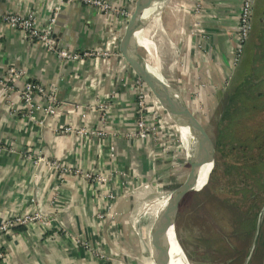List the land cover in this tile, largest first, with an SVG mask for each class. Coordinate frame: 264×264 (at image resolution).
Listing matches in <instances>:
<instances>
[{
    "label": "crops",
    "instance_id": "obj_1",
    "mask_svg": "<svg viewBox=\"0 0 264 264\" xmlns=\"http://www.w3.org/2000/svg\"><path fill=\"white\" fill-rule=\"evenodd\" d=\"M105 1L118 7L125 5V0ZM178 1L171 0L163 11L167 12ZM257 2L254 1V20L264 37V8L258 14ZM193 5L189 11L142 33L141 36L153 32L154 43L151 48L139 47L145 50L147 71L175 97L182 96L187 104L202 99L212 112L227 98L230 89L224 86L233 75L240 0H204L196 17ZM54 6V0H2L0 12L19 15L34 12L38 28L43 29ZM112 24L92 7L65 3L57 16L53 38L60 49L69 53L109 50L112 39L123 27L116 25L112 34ZM249 35L240 64L245 50H249ZM260 44L253 45L254 56L262 54ZM105 63L106 58L92 56L60 62L56 55L28 43L22 33L0 21V78L9 67L26 72L25 77L14 79L8 100L0 90V144L11 148V151L0 150V188L20 190L0 191V224L18 211L2 202L32 205L31 209L40 212L45 220L29 227L17 226L10 234L0 232V264H122L124 260L129 261L134 253L136 232L143 228L154 208V205L147 207L157 198L152 186L163 181L175 183L182 166L189 164L179 153H170V147L163 144L161 137L157 141L126 137L135 128L132 121L135 100L130 96L129 86L115 77L112 83L120 86L124 99L119 103L120 113L118 106H111L108 99L111 85L106 79ZM115 63L128 75L130 83L146 87L133 77L121 54ZM262 70L264 73V67ZM179 72L183 75L182 82L177 81ZM26 81L42 86L47 92L57 89L61 104L55 115L44 118L36 111L29 116L20 95ZM199 85L206 87L201 89ZM34 100L40 101L38 96ZM97 105L106 106L107 113ZM102 117L108 124V135L103 138L60 133L67 126L99 131ZM113 144L115 148L111 152ZM53 161L94 172L107 173L118 168L137 174L152 185L137 193L120 195L114 206L116 219L100 222L96 219L99 201L90 185L70 175L59 182L57 174L47 165ZM178 188L172 189L169 196ZM98 253L110 256L112 262L99 260Z\"/></svg>",
    "mask_w": 264,
    "mask_h": 264
},
{
    "label": "built area",
    "instance_id": "obj_2",
    "mask_svg": "<svg viewBox=\"0 0 264 264\" xmlns=\"http://www.w3.org/2000/svg\"><path fill=\"white\" fill-rule=\"evenodd\" d=\"M2 0H0L1 2ZM55 6L52 15L47 21L46 26L43 29L38 28L35 13L30 12L27 15H19L13 13L3 14L0 12V21L5 26L15 29L22 33L28 43L36 44L41 46L44 50L56 55L60 62L76 61L83 57L92 56L95 58H106L108 50H100V52H89L84 54L69 53L66 50L60 49L58 42L53 38V28L56 24L57 16L60 12L62 5L65 3H79L84 6L92 7L96 9L102 16L110 19L113 22L112 34L115 33L116 25H124L125 22L130 18V15L135 6L136 0H125V5L118 7L105 0H54ZM255 0H240L239 16L237 20V32H236V45L235 54L232 60V65L236 66L240 60L242 54V48L246 40L248 39L251 30V17L254 7ZM204 0H197L193 5V15L196 17L200 14L203 7ZM182 67V64H179ZM26 76V72L23 70H17L14 67H9L6 74L0 78V90L1 95L5 100H8L9 93L13 91L14 79H19ZM182 73L179 72L178 82H182ZM142 86V85H141ZM183 92V91H182ZM181 92V93H182ZM57 89L54 87L48 92L44 88L34 82L26 81L23 89L20 91L21 98L24 105L27 108V113L31 117L34 112L38 111L43 114L44 118L53 116L60 107V102L56 96ZM181 95V94H180ZM38 96L40 101H35L34 97ZM182 97V96H181ZM183 99V97H182ZM185 101V100H184ZM78 107V106H76ZM103 112L107 113L108 109L106 106L97 105ZM195 107V106H194ZM91 109L92 106L87 107ZM196 108V107H195ZM165 116H158L154 120L136 125L134 130L126 134V137L132 140H145L147 138L153 141L159 140L161 137L165 140L168 147H173L176 144V137H172L170 129L160 123V118ZM102 129L89 130L85 127H73L67 126L63 128L60 133L62 134H75L79 137L86 136H98L105 137L108 135L106 129L108 124L106 120L101 118ZM170 141V144L167 142ZM114 144L110 146V151H114ZM9 150L11 148L8 145L2 146L0 144V150ZM39 162L38 159L36 161ZM36 163V164H37ZM49 167L57 174L58 181H62L65 176L77 177L90 185L93 189L94 196L99 201L98 210L96 213V219L100 222L105 220H115L116 213L114 212V206L119 199L120 195L127 194L128 192L137 193L140 190L149 188L150 184L147 181L140 179L137 174H129L126 171L118 168H112L107 173L101 171H85L81 168H73L69 165H63L56 161L49 162ZM115 181H119L117 185ZM116 185V186H115ZM0 191L5 193L20 191L16 188H0ZM30 192V189L27 190ZM1 204L7 205L11 208H16L18 211L5 219L0 224V232L10 234L11 230L17 226L29 227L38 223H43L44 216L31 209V206L24 204L23 202H2ZM84 246H86L84 244ZM99 260L107 263L112 262V258L104 253L96 254ZM0 258L2 254L0 253Z\"/></svg>",
    "mask_w": 264,
    "mask_h": 264
},
{
    "label": "rangeland",
    "instance_id": "obj_3",
    "mask_svg": "<svg viewBox=\"0 0 264 264\" xmlns=\"http://www.w3.org/2000/svg\"><path fill=\"white\" fill-rule=\"evenodd\" d=\"M263 8L264 0H258V14ZM254 16L255 12L253 7L251 17L252 30L250 31L251 37L250 41L248 40L247 45L249 50H245V56L242 63L240 64L243 53L239 62L237 63L238 65L233 66L232 78H229L227 85L224 86L225 89L230 88L227 98L224 97L222 101L219 102L216 109L212 112L207 109L206 103L202 99L199 102L188 103L191 106L196 107L195 111L199 113V115L202 117V120L207 124L208 129L212 133L215 144L219 140H222V142H226L230 146L243 145L246 144V142L249 141L254 135L261 132L263 133L264 138V73L262 70L264 67V37H262V29L257 25V21L256 19L254 20ZM254 21H256V25H254ZM142 36L144 37L143 39L145 45L151 48L152 42L154 43V33L150 32ZM136 39L138 42V47H143L141 34L136 36ZM257 42H262V45L260 44L262 48V54L260 53L258 57L254 56V52L252 51L253 45H255ZM138 53L143 60L141 67L147 71L146 64L144 62V57L146 56L145 50L139 47ZM133 77H135V79L138 81L139 78L136 73H134ZM138 82H140V79ZM199 87L203 89L206 87V85H199ZM183 91H185V89ZM205 113H207V115ZM172 120L173 119L169 116L160 118V123L166 125L170 129V134H172V137H176V144L169 149L172 152H169H177L186 159V150L189 143H186L185 140H183L177 130L174 120ZM167 142L170 144V141L167 140ZM165 145H167L166 140ZM241 163L242 162H240V164ZM189 171V164H185L182 166V170L178 174V179L175 183H165L163 181V184L161 185H159V182H157L154 186H152L155 187L153 191L156 192L157 198H153L147 207L151 208L154 205V208H156L161 205L168 197H170L169 194L171 190L178 188L183 183ZM240 174H242L241 176H243L244 179H249L248 182L253 181L252 176H248L247 172H241ZM227 182L229 181H226L225 183ZM149 184L152 185V182L149 181ZM217 184L218 169L216 183L212 191L209 193V196L218 194V191L216 190ZM233 196L234 195L231 192V194H225L224 198L226 200H232L234 198ZM205 204L206 202H202L201 200L195 205L184 208L176 217L175 226L172 230L173 235L186 260L190 264H228L225 262L228 251L226 250V253H224L223 249H226L227 245L232 243L231 241L234 240V237H228L230 234L229 232H226V224L228 223L229 219L227 216V211L225 210L226 212H224V215L221 214V211L214 205ZM245 210L246 208L240 205V207L236 208L234 212L238 213L239 216V214ZM262 218L263 219L258 226V233L256 234L255 232L253 237L254 239H252L251 242V247H253V250L247 264H256L257 261L260 244L264 238V217L262 216ZM176 222H179V226L177 228ZM227 237L231 239H228ZM141 260L142 251H140L138 256L135 258L134 264H142ZM244 261L242 264H244Z\"/></svg>",
    "mask_w": 264,
    "mask_h": 264
},
{
    "label": "water",
    "instance_id": "obj_4",
    "mask_svg": "<svg viewBox=\"0 0 264 264\" xmlns=\"http://www.w3.org/2000/svg\"><path fill=\"white\" fill-rule=\"evenodd\" d=\"M152 0H137L130 18L125 22L121 31L112 39L110 49L107 52L105 63L106 79L110 80L111 90L108 91V99L113 107H119L121 112L120 100L123 101L120 86L114 85L113 79L119 78L125 85L129 86L130 96L133 100L146 102L147 108L142 113H134L132 117L133 125L148 123L158 116H169L173 120H178L186 124L200 138L204 146V162L209 165V171L205 183L200 189H194L196 184V172L191 161H188L190 171L184 183L168 198L165 204H161L154 208L143 226L136 233V243L134 253L128 260H124L122 264H134L136 254L144 247L148 238H154L163 233L170 226L173 230L177 215L186 207L192 206L203 200L209 195L214 188L217 179V149L212 133L208 129L205 121L197 111L190 107L182 97H175L168 87L164 85L157 77L150 74L146 69L141 67L142 58L135 69L138 78L146 85L141 86L140 83H130L128 75L121 71L116 62L117 51L128 40L134 38L148 30L152 29L156 24L174 18L182 13L189 11L197 0H180L167 12L156 13L157 10L144 12L149 8ZM139 54V53H138ZM140 56V55H139ZM141 57V56H140ZM263 211V210H262ZM260 213V216L262 214ZM259 224L256 228V234L259 230ZM159 234V235H157ZM164 235V234H163ZM164 238V237H163ZM163 238L158 239L157 248L154 253V264H168L169 243ZM253 246V245H252ZM253 247H251L244 264H247ZM132 262H131V261ZM256 264H264V238L260 244Z\"/></svg>",
    "mask_w": 264,
    "mask_h": 264
},
{
    "label": "trees",
    "instance_id": "obj_5",
    "mask_svg": "<svg viewBox=\"0 0 264 264\" xmlns=\"http://www.w3.org/2000/svg\"><path fill=\"white\" fill-rule=\"evenodd\" d=\"M216 149L218 169L216 190L218 194L208 195L202 202L214 205L221 211V214L225 215L224 212L227 211L229 219L226 224V232H229L228 237L232 236L234 240L227 245L226 249H223L224 253L226 250L228 251L225 262L242 264L249 253L256 227L261 223L262 216L264 217L263 133L254 135L246 144L239 146H230L228 143L219 140L216 142ZM240 162L242 163L240 164ZM241 172H247L248 176H252L253 181L248 182L249 179H244L240 174ZM226 181L229 182L225 183ZM231 192L234 198L226 200L224 195L231 194ZM240 205L246 210L238 216L234 210ZM178 226L179 222H176V228Z\"/></svg>",
    "mask_w": 264,
    "mask_h": 264
},
{
    "label": "bare ground",
    "instance_id": "obj_6",
    "mask_svg": "<svg viewBox=\"0 0 264 264\" xmlns=\"http://www.w3.org/2000/svg\"><path fill=\"white\" fill-rule=\"evenodd\" d=\"M170 1L171 0H152L149 4V8L146 9L144 12H148L153 9V10H157L156 13L159 14L160 12H163L165 7H168ZM141 37L144 47H147L143 39L144 37L143 36ZM118 50L119 51H117V55L121 54L123 59L129 65L132 72L135 73V69L137 68V66L141 61V57L138 54V42L136 37L128 40L127 43L124 44ZM146 104H147L146 102L135 100L136 113H142L147 108ZM174 123L183 140H185L186 143H189L186 150L187 152L186 157L188 161L192 162L194 170L196 172L197 181L194 189L196 190L200 189V187H202V185L205 183L209 171V165H205L204 162L203 143L200 140V138L195 134V132L192 129H190V127H188L186 124L178 120H174ZM168 198L162 204H165L168 201ZM159 238L160 239L163 238L162 241L167 240L169 243L168 264H190L186 260L180 246L176 242V239L173 235L172 229H170V226H168L167 229L164 230L161 235L154 237L152 239L151 238L147 239V241L144 244V247L141 250L142 264H154L153 255L156 251L157 248L156 246Z\"/></svg>",
    "mask_w": 264,
    "mask_h": 264
}]
</instances>
